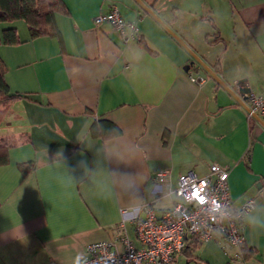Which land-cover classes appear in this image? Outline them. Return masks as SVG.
I'll return each mask as SVG.
<instances>
[{"label": "crops", "instance_id": "crops-1", "mask_svg": "<svg viewBox=\"0 0 264 264\" xmlns=\"http://www.w3.org/2000/svg\"><path fill=\"white\" fill-rule=\"evenodd\" d=\"M64 1L56 34L30 39L26 26L18 28L24 42L0 45L10 90L26 95L0 107L9 144L0 165V264H74L104 239L122 249L114 232L122 220L140 246V208L157 196L159 208L176 200L156 195V173L202 177L213 163L229 171L233 207L256 201L241 226L254 252L246 260L242 246L218 235L175 264H264V226H251L264 222V125L198 63L184 70L190 52L137 0ZM141 1L224 83L245 78L264 97V0ZM113 5L137 23L146 46L94 24ZM101 120L122 133L93 136Z\"/></svg>", "mask_w": 264, "mask_h": 264}, {"label": "built area", "instance_id": "built-area-1", "mask_svg": "<svg viewBox=\"0 0 264 264\" xmlns=\"http://www.w3.org/2000/svg\"><path fill=\"white\" fill-rule=\"evenodd\" d=\"M100 26L105 22L112 25L124 41L139 37L137 23L126 20L118 6L113 5L106 13H98L93 18ZM193 81L202 83L203 78ZM243 100L249 118L264 116V97L250 92ZM229 171L213 163L209 172L202 177L192 172H184L175 177L170 170H161L154 176L156 195L175 196L171 206L159 208L153 201L144 204L142 216L134 218L137 240L135 245L129 236L125 220L114 228L117 242L104 239L91 242L86 247L80 264H175V258L187 247L189 240L199 243L209 242L221 235L233 246L244 243L242 223L246 213L256 204L248 199L240 207H233L229 188ZM50 264H58L52 261Z\"/></svg>", "mask_w": 264, "mask_h": 264}, {"label": "trees", "instance_id": "trees-1", "mask_svg": "<svg viewBox=\"0 0 264 264\" xmlns=\"http://www.w3.org/2000/svg\"><path fill=\"white\" fill-rule=\"evenodd\" d=\"M56 12H68V8L64 0H0V25L7 22H16L23 20L29 30V38L33 39L39 36L56 34L52 31L54 15ZM181 44L185 42L176 34L173 35ZM138 40L143 39L139 36ZM25 40L20 38L18 27L15 25L0 29V45H14L22 43ZM146 46V45H145ZM6 64L0 55V106L16 101L25 94L12 92L5 79ZM93 136H114L120 135L122 130L115 123L108 120L95 121L91 126ZM9 161V144L0 137V165ZM196 239L189 240L187 247L183 252L191 246L195 249L198 246ZM244 245V244H243ZM242 245V255L244 259H249L253 254L252 249H247ZM190 247V248H191ZM191 251L188 253L191 254Z\"/></svg>", "mask_w": 264, "mask_h": 264}, {"label": "water", "instance_id": "water-1", "mask_svg": "<svg viewBox=\"0 0 264 264\" xmlns=\"http://www.w3.org/2000/svg\"><path fill=\"white\" fill-rule=\"evenodd\" d=\"M146 10L149 14H151L160 24H162L167 30H169L172 35L175 33L168 27L166 22L160 18V16L155 12L152 6H147L145 5L141 0H137ZM184 45V44H183ZM186 49L190 52L191 56L193 59L184 66V70H189L191 66L194 64L198 63L201 67H203L206 71L210 73V75L215 78L218 83H220L241 105L245 107V104L243 100L246 99V94L251 92V89L247 86L246 84V79L242 78L238 80L234 86L228 85L222 81L220 76L215 72V70L205 62L203 58H201L195 50L187 46L186 44L184 45ZM254 118L261 122L264 125V119L259 117L258 115H254Z\"/></svg>", "mask_w": 264, "mask_h": 264}, {"label": "rangeland", "instance_id": "rangeland-1", "mask_svg": "<svg viewBox=\"0 0 264 264\" xmlns=\"http://www.w3.org/2000/svg\"><path fill=\"white\" fill-rule=\"evenodd\" d=\"M11 25H15V26H17L19 29H21V30H23L24 28H26V24H25V22L23 21V20H19V21H16V22H7V23H3V24H1L0 25V29H3L4 27H7V26H11ZM10 103H8V104H5V105H1L0 107H5V106H8ZM6 140V139H5ZM6 142L8 143V141L6 140ZM175 198V197H174ZM165 201V203H168L169 202V200L167 199V200H163V202ZM163 202H162V204H163ZM181 261V260H180ZM179 261V263L180 264H187L185 261L184 262H180ZM188 264H190V263H188ZM192 264V263H191Z\"/></svg>", "mask_w": 264, "mask_h": 264}, {"label": "clouds", "instance_id": "clouds-1", "mask_svg": "<svg viewBox=\"0 0 264 264\" xmlns=\"http://www.w3.org/2000/svg\"><path fill=\"white\" fill-rule=\"evenodd\" d=\"M251 226H264V222L260 221V220H254L252 222V225ZM74 264H80V261H79V258H77L75 261H74Z\"/></svg>", "mask_w": 264, "mask_h": 264}]
</instances>
